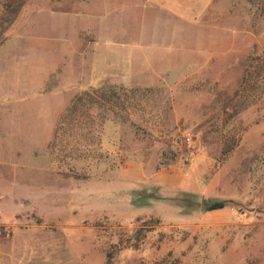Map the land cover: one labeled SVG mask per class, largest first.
Returning a JSON list of instances; mask_svg holds the SVG:
<instances>
[{
    "label": "rangeland",
    "instance_id": "obj_1",
    "mask_svg": "<svg viewBox=\"0 0 264 264\" xmlns=\"http://www.w3.org/2000/svg\"><path fill=\"white\" fill-rule=\"evenodd\" d=\"M107 7L105 32L140 35L132 79L150 86L79 91L42 144L57 94L29 97L28 55L55 68L70 50L59 86L79 81L84 15ZM249 57H264V0H25L0 37V264H264V91L236 96ZM113 87L138 92L131 108L112 99L64 120ZM128 160L180 167L183 190L130 189Z\"/></svg>",
    "mask_w": 264,
    "mask_h": 264
},
{
    "label": "crops",
    "instance_id": "obj_2",
    "mask_svg": "<svg viewBox=\"0 0 264 264\" xmlns=\"http://www.w3.org/2000/svg\"><path fill=\"white\" fill-rule=\"evenodd\" d=\"M95 14L96 17H92V15ZM116 15L117 14L114 7L105 8L103 13H90L89 11L86 12L84 18H86L89 23L86 28H83V30L87 32V35L93 41L87 42L88 51H86V53L83 55L82 64L84 65L82 67V70L80 69L82 71L81 79L79 81H77L76 79H69V82H66L68 83V85H66V88L63 87V85L66 83L62 84V87L59 86L60 84L58 72L60 69L67 72H70V70H74L72 69L71 65L69 66L68 61L71 60L70 58H74L72 56L77 57L75 54H73L68 49L69 51H67L66 56L64 57V61H62V63L55 68H52L51 62L43 58L42 54L39 56L40 58L32 54H27L29 59L26 64V68L29 71L26 75V89L29 90V93L32 92V96L29 97L32 99H38L41 95H44L47 92L57 94V99H55L57 103V112L55 113L52 121L48 122L47 124L48 129L47 132H45L46 137L43 140L42 144L50 138V136L54 132V128L56 126L60 113L73 100L75 94L79 93V91L94 92L102 88L106 84L124 88L150 86L146 85L145 83L138 84L137 80L133 81L132 79L133 66L139 62V49H145V46H141L138 41L140 35L133 32L126 34V38L132 39V41L122 42L117 41L123 38L122 32L110 31L107 33L105 32V29H102L107 24L108 19L117 17ZM74 36H70L71 43H69V41H66L61 36L62 47L67 49L68 45L73 46ZM158 37L159 36H157L156 38ZM167 37L179 39L184 38V34L181 32H175L171 33ZM106 38H109L110 41H106ZM176 45L177 44H166L168 48L170 46L177 48ZM169 53L170 52H168L167 54L169 55ZM143 59V65H147L149 63L147 56H144ZM35 66L36 70H34ZM143 69L147 68L143 67ZM49 80L50 84L48 85ZM32 82H34L35 84L32 85ZM60 88L63 90H61ZM60 92L62 93V98L59 97ZM23 94L25 93L23 92ZM117 175L122 183L130 187V189L142 187L157 189L162 193H168L170 191L177 192L183 190L185 181L184 172L178 166H170L165 169L157 170L153 174H151L147 173V171L144 170V166L141 163L134 160H128L127 162H125L121 166Z\"/></svg>",
    "mask_w": 264,
    "mask_h": 264
},
{
    "label": "trees",
    "instance_id": "obj_3",
    "mask_svg": "<svg viewBox=\"0 0 264 264\" xmlns=\"http://www.w3.org/2000/svg\"><path fill=\"white\" fill-rule=\"evenodd\" d=\"M25 5V0H2L0 3V37L10 28L13 26L15 21L17 20L22 8ZM264 91V57H256L251 58L249 57L244 65H243V77L241 83L239 85L238 92H236V96L239 93H245L249 91L250 93H254L257 90ZM108 99H103L100 97L102 102H98L94 100L91 94L85 93L82 97L78 98L72 107L69 109L68 113L65 118H71L76 115L78 108L82 107L85 111H90L92 109L101 110L103 108L102 104H111V100L114 99L118 104L120 99H122V104L120 109L125 112L124 105L127 104L128 108H131L132 104L129 100V97H135L138 93L135 90H125L122 88H111ZM111 98V99H110ZM125 103V104H124ZM117 106V105H116ZM156 199V198H153ZM226 207L224 203H216L213 205H209L206 202H202V208L205 212H212L222 210Z\"/></svg>",
    "mask_w": 264,
    "mask_h": 264
},
{
    "label": "built area",
    "instance_id": "obj_4",
    "mask_svg": "<svg viewBox=\"0 0 264 264\" xmlns=\"http://www.w3.org/2000/svg\"><path fill=\"white\" fill-rule=\"evenodd\" d=\"M186 141L189 142V139H187Z\"/></svg>",
    "mask_w": 264,
    "mask_h": 264
}]
</instances>
